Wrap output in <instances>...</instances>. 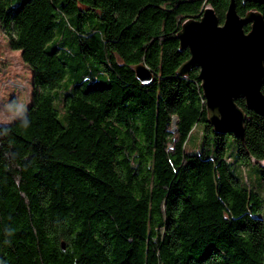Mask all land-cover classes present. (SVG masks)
<instances>
[{"label": "trees", "instance_id": "obj_1", "mask_svg": "<svg viewBox=\"0 0 264 264\" xmlns=\"http://www.w3.org/2000/svg\"><path fill=\"white\" fill-rule=\"evenodd\" d=\"M229 3L0 0L32 77L0 122V264H264V116L239 99L244 141L217 133L198 69L177 73L180 24ZM234 3L264 19V0Z\"/></svg>", "mask_w": 264, "mask_h": 264}, {"label": "water", "instance_id": "obj_2", "mask_svg": "<svg viewBox=\"0 0 264 264\" xmlns=\"http://www.w3.org/2000/svg\"><path fill=\"white\" fill-rule=\"evenodd\" d=\"M246 25L248 31L244 29ZM176 37L180 49L189 52L177 73L184 76L191 69H198L207 122L215 132L233 134L243 142L246 113L237 100L243 99L248 110L264 116L262 15L257 11L239 15L234 0H230L223 21L207 6L185 19ZM134 68L142 83L151 80V73L143 64ZM261 165L264 167V159Z\"/></svg>", "mask_w": 264, "mask_h": 264}, {"label": "rangeland", "instance_id": "obj_3", "mask_svg": "<svg viewBox=\"0 0 264 264\" xmlns=\"http://www.w3.org/2000/svg\"><path fill=\"white\" fill-rule=\"evenodd\" d=\"M31 78V70L23 62L20 52L9 47L5 34L0 30V122L11 121L25 112L31 96ZM199 128L200 125L188 142V151L195 148ZM233 151L228 146L227 154L231 158H234ZM248 170L254 173L253 167Z\"/></svg>", "mask_w": 264, "mask_h": 264}, {"label": "bare ground", "instance_id": "obj_4", "mask_svg": "<svg viewBox=\"0 0 264 264\" xmlns=\"http://www.w3.org/2000/svg\"><path fill=\"white\" fill-rule=\"evenodd\" d=\"M203 9V8H202Z\"/></svg>", "mask_w": 264, "mask_h": 264}]
</instances>
